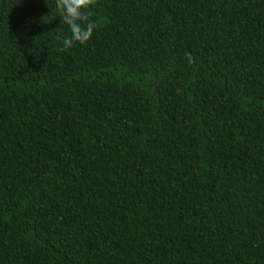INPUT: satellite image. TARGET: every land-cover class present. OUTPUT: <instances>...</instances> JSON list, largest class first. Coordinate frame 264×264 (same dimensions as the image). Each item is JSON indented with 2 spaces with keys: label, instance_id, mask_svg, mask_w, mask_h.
<instances>
[{
  "label": "trees",
  "instance_id": "trees-1",
  "mask_svg": "<svg viewBox=\"0 0 264 264\" xmlns=\"http://www.w3.org/2000/svg\"><path fill=\"white\" fill-rule=\"evenodd\" d=\"M0 264H264V0H0Z\"/></svg>",
  "mask_w": 264,
  "mask_h": 264
},
{
  "label": "clouds",
  "instance_id": "clouds-1",
  "mask_svg": "<svg viewBox=\"0 0 264 264\" xmlns=\"http://www.w3.org/2000/svg\"><path fill=\"white\" fill-rule=\"evenodd\" d=\"M77 5H86L87 3H89V0H75ZM94 25H92L91 27L86 28L83 32H81L79 29L74 28V32H75V39L80 41L81 43H84L87 39H89L92 30H93ZM69 43L70 42H66Z\"/></svg>",
  "mask_w": 264,
  "mask_h": 264
}]
</instances>
